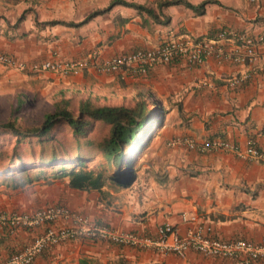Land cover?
Returning a JSON list of instances; mask_svg holds the SVG:
<instances>
[{
    "label": "crops",
    "instance_id": "obj_1",
    "mask_svg": "<svg viewBox=\"0 0 264 264\" xmlns=\"http://www.w3.org/2000/svg\"><path fill=\"white\" fill-rule=\"evenodd\" d=\"M118 0H0V53L17 59H98L148 47L171 38H210L226 28L228 41L244 33L264 35V0H214L196 14L183 4L162 8L153 18ZM155 8L156 0H129ZM197 4L202 0H187ZM48 20L57 22L43 23ZM250 63L217 61L187 64L182 58L157 62L142 74L92 69L60 75L0 63V82L31 79L43 89H62L98 97L138 93L153 114L126 186L106 181L101 191L69 187L66 177L39 179L15 188L0 184V210L21 213L61 203L97 223L154 236L167 222L183 235L191 223L180 213H195L222 238L264 240V161L230 150L189 148L222 138L243 149L249 140L264 152V46L255 41ZM148 128V129H147ZM146 129V131H145ZM141 133V132H140ZM57 222H62L58 220ZM66 222H68L66 220ZM33 228L0 222V261L40 234ZM235 258L183 257L156 247L136 248L86 237L45 245L28 264H240ZM248 264H264L257 259Z\"/></svg>",
    "mask_w": 264,
    "mask_h": 264
},
{
    "label": "trees",
    "instance_id": "obj_2",
    "mask_svg": "<svg viewBox=\"0 0 264 264\" xmlns=\"http://www.w3.org/2000/svg\"><path fill=\"white\" fill-rule=\"evenodd\" d=\"M208 1L156 0L155 8L129 0L117 2L165 19L162 8L167 5L183 4L200 14ZM26 81L34 86L31 79ZM36 95V91L22 90L0 95V184L15 188L41 178L66 177L69 187L101 191L106 181L119 186L132 181L138 152L128 161L124 158L150 112L141 95L122 92L102 98L54 89L49 91L52 100L44 108L25 112L34 107ZM98 155L107 162L100 161Z\"/></svg>",
    "mask_w": 264,
    "mask_h": 264
},
{
    "label": "built area",
    "instance_id": "obj_3",
    "mask_svg": "<svg viewBox=\"0 0 264 264\" xmlns=\"http://www.w3.org/2000/svg\"><path fill=\"white\" fill-rule=\"evenodd\" d=\"M229 39L231 38L228 36L227 29L221 28L214 37L171 38L156 45L111 54L100 59L96 56H82L26 62L23 59L0 53V63L20 70H48L60 75L76 74L89 69L102 73L128 71L132 74H142L157 62L166 63L175 58H182L187 64L194 65L203 63L209 56L217 61L250 63L257 57L254 42H261L264 46V35L251 36L240 33L234 36L229 46L225 45L223 41ZM185 142L187 147L198 148L200 151L212 148L230 150L240 157L264 161V152L258 149L251 140L243 149H240L236 143L222 138L208 140L202 145H196L190 140H185ZM180 218L191 223L183 235L179 234L175 226L164 222L157 225L156 234L151 236L131 230L122 231L94 222L86 215L71 210L61 203H48L21 213L0 210V222L10 227L33 228L45 223L40 234L35 235L29 243L9 255L5 261H0V264H28L45 245L77 237L110 241L136 248L156 247L179 257H183L188 249H192L202 255L235 258L240 261V264H248L257 259L264 260V240L253 242L244 238H218L213 235L210 224L199 222L195 213L181 212ZM57 219L62 222H57Z\"/></svg>",
    "mask_w": 264,
    "mask_h": 264
},
{
    "label": "rangeland",
    "instance_id": "obj_4",
    "mask_svg": "<svg viewBox=\"0 0 264 264\" xmlns=\"http://www.w3.org/2000/svg\"><path fill=\"white\" fill-rule=\"evenodd\" d=\"M26 80L18 81L15 83L0 82V95H2V96L12 95L17 90H22V91L29 92V93L36 91L37 95H36V100L34 101V107L31 108L30 110L29 109L25 110V112L35 113L36 109L44 108L46 106V104L52 100V97H49V95H48L49 91L51 89L48 88L45 90V89H43V87L41 88V86H36L35 83H34V86L32 87L31 83L29 81H26ZM141 97L144 99V97L142 95H141ZM152 122H153V114L151 112H149L148 116H147V123L150 124V126H151ZM145 131H146V129H145ZM144 134H145L144 131L143 132L141 131V133L138 134L137 138L135 139V141L133 143V147L131 148V150H129L128 154L124 158L125 161H128V159L134 153H136V151L138 152L139 150H141L143 144L141 146H140V144L143 141ZM98 156H99L98 159L100 161L107 162V158H104L101 155H98ZM116 162H117V160H115V163ZM1 185H4V184H1Z\"/></svg>",
    "mask_w": 264,
    "mask_h": 264
}]
</instances>
